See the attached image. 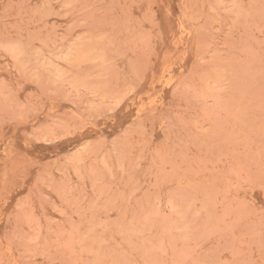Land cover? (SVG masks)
<instances>
[{
  "label": "rangeland",
  "instance_id": "rangeland-1",
  "mask_svg": "<svg viewBox=\"0 0 264 264\" xmlns=\"http://www.w3.org/2000/svg\"><path fill=\"white\" fill-rule=\"evenodd\" d=\"M0 264H264V0H0Z\"/></svg>",
  "mask_w": 264,
  "mask_h": 264
}]
</instances>
